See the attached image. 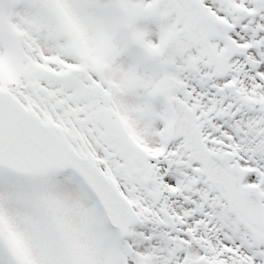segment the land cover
Here are the masks:
<instances>
[{
	"label": "snow or ice",
	"instance_id": "1",
	"mask_svg": "<svg viewBox=\"0 0 264 264\" xmlns=\"http://www.w3.org/2000/svg\"><path fill=\"white\" fill-rule=\"evenodd\" d=\"M0 264H264V0H0Z\"/></svg>",
	"mask_w": 264,
	"mask_h": 264
}]
</instances>
